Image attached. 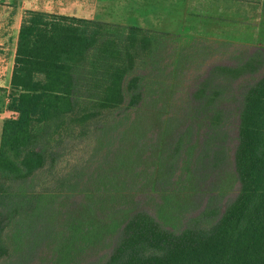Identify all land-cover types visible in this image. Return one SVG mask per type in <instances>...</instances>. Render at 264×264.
<instances>
[{"label":"trees","instance_id":"1","mask_svg":"<svg viewBox=\"0 0 264 264\" xmlns=\"http://www.w3.org/2000/svg\"><path fill=\"white\" fill-rule=\"evenodd\" d=\"M239 1L191 0L190 4L195 6L190 7V12L197 13H190L188 19L193 25L185 34L195 33L190 30L195 27L196 17L206 15L210 19L214 11L219 15L240 4ZM263 13L264 8L257 15ZM216 16L212 20L215 28L239 24L244 29L253 28L244 21ZM254 29L262 32L264 42V21ZM183 35L40 12L25 13L10 83L16 94L9 99V109L16 117L3 122L0 140V258L10 260V264L20 257L33 259L43 245L41 238H51L55 225L64 217L70 238L61 242L59 259L69 258L68 247L74 242L89 247L106 234H114L110 252L99 264H264V45L248 53L249 49L241 43L233 52L235 62L212 63L194 81L191 95L196 103L190 104L192 113L198 117L206 109L212 110L204 128L193 129L185 128L187 121L183 118H161L171 105L169 94L183 82L178 65L183 60L174 57L177 39ZM217 44L212 53L233 45ZM207 56L203 50L199 61ZM259 72L255 81H245ZM234 84L237 85L231 95L237 94L236 123L229 161L232 172H227L222 166L228 163L225 143L231 135L224 128V121L230 113L223 104H214L229 96V88ZM183 109L184 104L179 112ZM103 110L122 112L95 122L100 134L96 136L99 143L92 150V164L114 156L119 147L115 143L135 126L128 128L134 121L133 117L130 122L132 113L136 118L140 112H146L151 118L135 134L126 160V174L131 179L126 191L133 192L141 179L154 185L176 176L178 168L187 171L189 188L183 185L174 196L167 225L156 221L138 204L125 212L116 231H110L111 223L100 224L95 214L84 215L89 205L78 206L72 195L85 182L86 166L75 178H57L42 190L35 189L51 156L48 142L53 134L70 135L72 129L100 118ZM120 114H125L124 118L116 119ZM199 130L206 131L202 135ZM82 135L84 129L80 128L78 136ZM197 149L200 150L196 155ZM139 157L149 160L140 162ZM164 159L171 166L167 174L160 175ZM213 171L219 173L215 183L219 194L235 185L237 188L234 196L221 206L218 197L207 194L209 186L197 184ZM202 199L207 204L195 209L201 206ZM193 203L194 208H188ZM9 224L19 231L7 233ZM8 235L18 242L25 238L33 240L9 246Z\"/></svg>","mask_w":264,"mask_h":264},{"label":"rangeland","instance_id":"2","mask_svg":"<svg viewBox=\"0 0 264 264\" xmlns=\"http://www.w3.org/2000/svg\"><path fill=\"white\" fill-rule=\"evenodd\" d=\"M170 1V0H169ZM175 4L170 7L168 2L165 3V6L158 15L151 13L150 20L145 19H136V25L138 27L150 30V31H160V32H168L172 34H183L182 38L177 39L176 43V51L174 53L175 59H182L180 65V74L183 77V82L175 90H173L172 94L168 96L170 98L171 105L168 107V110L165 111L162 115V119L168 121L169 119L178 118L180 121L183 118V121H187L184 125L185 128L189 126V128H204V125L208 123L207 114L212 108L206 109V113L204 112L202 115H198L196 113H192L189 108L190 104L196 103V100L192 98V85H194V81L198 79L203 73H206L211 67L212 63H223V64H232L235 62L233 59L234 51L240 48V45L246 46L248 48V53L255 50L259 45H264V42L261 38L262 32L255 31V26H257L258 22L264 21V13L261 15H257L259 10L264 8V0H240V4L232 5L233 8L226 12H220L216 14L215 11L207 19L208 16L201 15L199 18L196 17V23L194 27V31L190 30V33H194L191 35H186L185 32L193 25L188 18H190V13L196 14L197 12H190L191 8L195 5L190 4L191 0H183L184 3L187 4L182 6V2H178V0H174ZM183 7V8H182ZM202 8V7H201ZM204 8V5H203ZM203 9L201 13H203ZM218 15V16H216ZM257 15V16H256ZM145 16V15H144ZM215 16L218 18L219 16L226 17L228 20L233 19L237 21H244L246 25H252L253 28H241L242 25L239 24L237 27H229L222 26L215 28L216 24L212 22ZM259 16H262L259 17ZM206 17V18H205ZM257 17V18H256ZM199 20V21H198ZM115 21H121L116 18ZM128 24L127 21L121 22V24ZM257 23V24H256ZM123 24V25H125ZM235 27V28H234ZM191 29V28H190ZM262 30V28H260ZM198 30H202L200 34L196 33ZM219 38V39H218ZM217 39L221 42H218ZM204 40V41H203ZM197 41V44L193 43ZM208 42V43H207ZM207 43V45H205ZM217 43H231L232 46L219 48L218 51L212 53L215 47L214 45L219 46ZM242 43V44H241ZM237 45V46H236ZM205 53L206 58L203 62H200L199 58L201 53ZM197 62V64H196ZM260 75V72L251 76H248L245 81L253 82ZM171 81L173 79L169 78ZM237 84H234L229 88V96H226L223 100H218L214 104V107L219 104H223L226 110L230 113V116L224 121V128L229 130V134L231 138L227 140L225 143L227 145V151L229 158L228 163L230 161V157L232 154V149L234 147V125L236 123V104L235 98L237 94L231 95L233 88L236 87ZM245 85V83L243 84ZM193 102V103H192ZM184 104V109L180 111L181 106ZM122 111L118 110H103L100 111V118H93L89 123H86L85 126H78L70 132V135L55 133L49 139V150L51 156L47 159V165L45 170L41 171V178L35 186V189L42 190V188L48 185L51 181L63 177H73L77 176V172L83 167H87V171L85 173L84 184L81 186L79 191H75L72 196L76 198V203L82 204L84 206L89 205L87 212H83L84 215L94 214L99 217L100 224L111 223L113 229L110 231H116L120 226L121 219L125 212H128L132 207H135L138 204V207L143 208L148 211L159 223L163 225H167V215L170 211V206L173 205L174 196L179 192V189L185 185V187L189 188V185L186 183V172L183 168L176 169V176L167 177L164 180L157 181L154 185L150 184V181L141 179V184L135 188H133V192L126 191L125 186L130 182V175L126 174V160L128 155L132 151V147L134 145L135 134L139 133L141 130L146 127L150 121V115L146 112H140L136 118L133 116V113L130 117V122L128 128L133 129L125 134H123L119 140L115 143H118V150L116 149V153L107 161L104 159H100L99 161L94 163L92 156V150L96 147L97 141L96 136L99 135L98 125L95 126V122L98 120H104V117L110 119L114 117L116 113H121ZM126 117L130 115L129 111L126 112ZM210 114V113H209ZM125 114H120V118L123 119ZM196 119V120H195ZM131 124V125H130ZM189 124V125H188ZM80 128L84 129V135L79 137ZM203 131L199 130V133L203 135ZM198 133V134H199ZM198 134L197 137L198 138ZM62 135V136H61ZM194 140V138H193ZM194 142V141H193ZM192 142V143H193ZM185 147V146H184ZM200 149H197L196 155L198 154ZM184 148L182 150V157L184 155ZM140 162H147L149 158L139 157ZM143 160V161H142ZM168 163L167 160L161 161V167L159 174L165 175L167 174V169L171 165H166ZM225 163L222 167L223 170H227V172H232L230 170V163ZM145 164V163H144ZM189 166V165H188ZM189 170V167L188 169ZM227 174V173H226ZM219 173L217 171H213L209 173L205 181L197 183L198 186H209L208 195L218 197L217 200L219 202V206L223 205L226 199L230 196H234L236 192V185L232 188H228L229 191L224 194H219V190L216 188L215 183L218 180ZM142 177V176H141ZM215 189L212 187V185ZM178 190V191H177ZM187 192L186 190H183ZM178 195V194H177ZM73 197V198H74ZM202 197V196H201ZM208 199V198H207ZM196 199L194 200L195 203ZM205 199L201 200V206L198 205L195 209H199L207 204H204ZM135 202V203H134ZM190 205L188 208H191L194 204ZM186 215V214H185ZM187 216V215H186ZM59 221L57 227L55 225L54 233L52 237L49 239L41 238L40 250L34 254V258L27 261V259L23 260L17 259L14 264H99L103 262L109 252L111 246V240L114 234H106L99 241L95 242L94 245L86 247V245L81 244V242L72 243L71 248L68 251H71L68 254L69 258L59 259L58 251L60 250L61 242L65 239L70 238V231L66 227L65 219ZM182 223V222H181ZM9 229L7 233H13L19 231L13 228L12 224H9ZM180 224H177L176 228H179ZM10 241L9 246H13V244L18 243H27L32 241L31 239H24V241L18 242L15 237H9ZM7 241V240H6ZM8 241V243H9ZM76 241V240H74ZM67 255V252H66ZM10 260L6 261V258H0V264H10Z\"/></svg>","mask_w":264,"mask_h":264},{"label":"crops","instance_id":"3","mask_svg":"<svg viewBox=\"0 0 264 264\" xmlns=\"http://www.w3.org/2000/svg\"><path fill=\"white\" fill-rule=\"evenodd\" d=\"M180 1L183 7L187 4ZM168 2L170 7L175 4L174 0H0V140L3 122L16 117L9 109V99L16 94L10 83L27 11L120 25L127 21L125 25L138 27L136 19L150 20V14H161Z\"/></svg>","mask_w":264,"mask_h":264}]
</instances>
